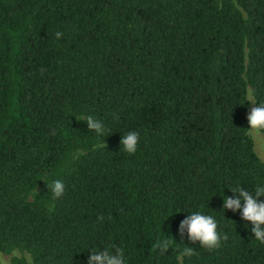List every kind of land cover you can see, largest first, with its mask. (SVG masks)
<instances>
[{
	"label": "trees",
	"instance_id": "16d2710c",
	"mask_svg": "<svg viewBox=\"0 0 264 264\" xmlns=\"http://www.w3.org/2000/svg\"><path fill=\"white\" fill-rule=\"evenodd\" d=\"M249 91L264 103V0H0V253L87 264L120 248L126 264H264L243 205L223 207L231 188L264 186ZM131 131L132 155L121 149ZM194 212L227 236L218 249L180 236Z\"/></svg>",
	"mask_w": 264,
	"mask_h": 264
},
{
	"label": "clouds",
	"instance_id": "9594fccd",
	"mask_svg": "<svg viewBox=\"0 0 264 264\" xmlns=\"http://www.w3.org/2000/svg\"><path fill=\"white\" fill-rule=\"evenodd\" d=\"M57 40L63 37V33L57 31L55 33ZM247 99L250 104L256 105L254 93L249 91ZM86 123L89 131H94L98 137L105 135L106 129L103 123L92 116L82 118ZM250 124L249 134L253 138H258L264 133V103H259V106H254L250 109V114L247 116ZM139 143V133L135 131L124 134L121 138V149L128 154H135ZM103 146V145H100ZM55 199H60L65 192V185L61 180H55L51 184H47ZM236 194V198L232 199L227 196L223 198L224 210L238 211L242 207V218L246 222H250L253 226L251 231L254 237L261 244H264V201L260 198L264 197V186H257L254 195L243 188L235 187L230 189ZM103 220V216L98 218ZM187 236L192 244L199 242V245L209 251L218 249L221 246V240H227V236H222L218 231L216 220L210 216L200 212H194L180 224L179 234L181 237ZM171 241H158L154 247L159 249L161 253L169 250ZM194 249L185 246L180 255L192 256ZM20 254L13 250L11 256L17 257ZM27 259V264H32L31 256L24 253ZM0 264H9L4 254H0ZM87 264H126L124 252L120 248H116L115 252L107 249L94 250L88 258Z\"/></svg>",
	"mask_w": 264,
	"mask_h": 264
},
{
	"label": "rangeland",
	"instance_id": "374dc122",
	"mask_svg": "<svg viewBox=\"0 0 264 264\" xmlns=\"http://www.w3.org/2000/svg\"><path fill=\"white\" fill-rule=\"evenodd\" d=\"M255 105H252L251 104V107H250V109L252 108V107H254ZM250 114V110H249V113H248V115ZM249 123V122H248ZM249 129H250V124H249ZM250 135V134H249ZM250 137L252 138V140L254 141V144H255V151H256V153H257V155L259 156V158L264 162V136H263V134H261V136L260 137H258V138H253L251 135H250ZM20 255L19 256H17V257H23V258H25L24 257V253H22V252H20V251H18V250H16ZM0 254H2V253H0ZM5 255V254H4ZM5 257H6V259H8V261H9V264H11V261H12V258H14L13 256H11V255H5ZM26 259V258H25ZM31 260H32V258H31ZM26 261H27V259H26ZM32 264H34L33 263V261H32Z\"/></svg>",
	"mask_w": 264,
	"mask_h": 264
}]
</instances>
